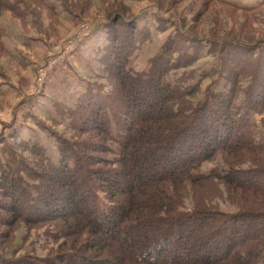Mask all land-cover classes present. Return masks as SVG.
<instances>
[{"label": "trees", "instance_id": "16d2710c", "mask_svg": "<svg viewBox=\"0 0 264 264\" xmlns=\"http://www.w3.org/2000/svg\"><path fill=\"white\" fill-rule=\"evenodd\" d=\"M85 6L70 7L74 21L84 18ZM21 8L0 0V10L23 19ZM179 49L172 37L148 71L116 66L123 90L121 109L112 114L106 108L110 96L84 95L92 115L86 132L96 138L78 146L93 153L63 138L58 161H48L52 172L67 179L62 188L48 187L53 180L47 178L44 196L1 166L0 191L7 203L17 198V219L54 227L51 252L26 264H264V139H257L251 120L264 112V66L249 71L251 50L234 51L237 57L229 51L228 63L239 71L227 75L228 90L210 91L196 104L197 86L185 89L166 77L199 58L197 52L174 57ZM243 76L252 77L244 104L238 99ZM219 157L224 169L202 170ZM18 163L44 178L25 159ZM56 195L64 207L56 206ZM218 198L236 210L220 209ZM41 204L53 209L42 211Z\"/></svg>", "mask_w": 264, "mask_h": 264}, {"label": "rangeland", "instance_id": "374dc122", "mask_svg": "<svg viewBox=\"0 0 264 264\" xmlns=\"http://www.w3.org/2000/svg\"><path fill=\"white\" fill-rule=\"evenodd\" d=\"M10 1L22 6L26 16L22 19L10 10H0V178L2 167L10 168L44 196H48L47 178L53 180L48 187L53 184L57 189L67 180L48 167L50 159L58 161L63 138L76 143L86 155L93 153L78 146V141L90 144L96 138L93 131L86 132L92 127V115L85 109L84 99L96 94L110 96L109 112L121 109L118 96L123 87L116 66L123 65L121 71H148L152 59L174 37L180 46L174 57L197 52L199 58L191 66L172 69L166 77L185 89L197 86L192 97L196 104L208 99L210 91L228 90L227 75L239 71L228 63L229 51L251 50L249 71L264 66V0ZM82 2L89 11L81 21H74L70 7L78 11ZM111 2L116 3L111 6ZM5 14L11 15L6 17L8 22ZM116 36L121 40L113 42ZM228 45L236 49L229 50ZM221 46H227L226 51ZM250 79L243 76L238 85V99L243 104ZM263 115L259 111L251 117L258 140L264 139ZM22 158L36 168L38 174H32L44 178L29 174L18 163ZM213 168H225L221 157L205 162L202 170ZM52 200L59 207L66 204L60 195ZM16 201L13 198L7 203L0 191V202H5L0 209V261L26 264L51 252L56 245L51 238L54 227L18 220ZM214 202L224 211L236 210L226 200ZM187 207H191L190 201ZM51 208L41 204L42 211Z\"/></svg>", "mask_w": 264, "mask_h": 264}, {"label": "crops", "instance_id": "0c3cea01", "mask_svg": "<svg viewBox=\"0 0 264 264\" xmlns=\"http://www.w3.org/2000/svg\"><path fill=\"white\" fill-rule=\"evenodd\" d=\"M63 5V4H62ZM51 7H53L54 8V11H55V7H54V5H52ZM64 8V7H63ZM55 13H57L56 11H55ZM9 14V13H8ZM58 14V13H57ZM3 16V18L8 22V19L6 18V17H9V16H11V15H2ZM7 22H3V21H1V23H7ZM45 25H46V22L44 23ZM48 26H49V24H47ZM15 28V27H14ZM6 30V29H5ZM13 30V29H12ZM15 31V30H14ZM43 31H45L44 29H43ZM12 34H14V32L12 33ZM7 39H10V37H6ZM11 40H13V39H11ZM10 50V49H9Z\"/></svg>", "mask_w": 264, "mask_h": 264}]
</instances>
